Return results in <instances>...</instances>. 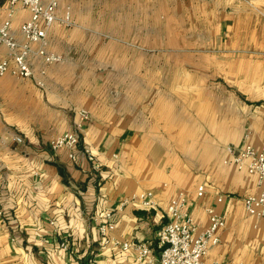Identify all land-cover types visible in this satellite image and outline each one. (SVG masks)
I'll return each instance as SVG.
<instances>
[{"label":"crops","instance_id":"crops-1","mask_svg":"<svg viewBox=\"0 0 264 264\" xmlns=\"http://www.w3.org/2000/svg\"><path fill=\"white\" fill-rule=\"evenodd\" d=\"M56 1V16L68 12L72 23L47 30L45 49L60 62L28 56L34 78L0 77V264H147L112 243L145 242L157 259L178 192L198 231L207 209L224 221L206 264H264V219L242 204L259 192L257 178L224 163L245 139L264 145V0H178L201 17L194 39L177 40L155 35L153 0ZM139 11L146 20L136 25ZM28 18L16 9L18 43ZM10 55L0 44V61ZM66 132L78 136L74 160L48 147ZM145 191L155 209L121 206ZM103 212L115 223L107 242L97 230Z\"/></svg>","mask_w":264,"mask_h":264},{"label":"built area","instance_id":"built-area-1","mask_svg":"<svg viewBox=\"0 0 264 264\" xmlns=\"http://www.w3.org/2000/svg\"><path fill=\"white\" fill-rule=\"evenodd\" d=\"M0 6L4 7L5 17L0 20V44L5 46L10 55V60L0 61V77L10 75L20 79L34 78V74L27 63L28 56L40 58L45 65H51L60 62L61 58L53 53H49L46 47L47 30L55 22L64 25H70L69 13L66 12L62 18L57 17L55 10L57 1L50 0L46 4L43 0H0ZM19 6L29 13V18L24 21L20 27L22 43H18L11 33L12 20L16 13V7ZM31 44H37L38 48L32 51ZM43 74V72H41ZM38 87H43L41 80H36ZM83 118L87 114L80 111ZM14 141L20 143L21 139L15 137ZM78 136L74 132H66L62 135L51 139L48 147L51 151L67 149L68 157L74 160V150L78 145ZM228 152L232 153L233 149L229 148ZM87 159L93 162V157L89 150H84ZM233 165L236 171H244L249 175H255L257 178V187L259 192L255 195H249L243 199V208L245 213L255 220L264 219V145L255 147L248 139L242 143L236 151V156L225 161ZM96 169V166H94ZM204 188L202 185L196 189V196L200 198L203 195ZM135 203L142 208H156V202L153 200L151 192L145 191L130 198L123 199L121 206ZM187 196L183 192H178L175 198L170 200L166 207L168 217L157 233V242L160 249L158 258L155 259L152 248L145 242L139 241L134 244L128 242L112 243V246L120 251H126L133 248L139 260L151 264H206L204 258L207 256L212 247L218 242L217 232L224 227V221L212 209H207L209 223L206 228L198 231V226L191 219L187 211ZM0 212V218H2ZM100 221L97 223V230L103 241L107 242L109 233L114 229L113 214L103 212L99 214ZM61 249L65 250L67 244H60ZM217 264V263H211Z\"/></svg>","mask_w":264,"mask_h":264},{"label":"rangeland","instance_id":"rangeland-1","mask_svg":"<svg viewBox=\"0 0 264 264\" xmlns=\"http://www.w3.org/2000/svg\"><path fill=\"white\" fill-rule=\"evenodd\" d=\"M49 1L50 0H48V2ZM168 1L170 6L167 7V5L163 3L165 2L164 0H153L154 13L152 22L155 35H158L160 38L168 36L171 40H177L180 34L183 37L194 39V32H200L196 23H198L199 18L201 17L199 12H194V3L192 2L191 6H189L191 10L189 12H185L184 7L179 4L178 0ZM243 1L245 2L247 0ZM253 7L251 6L252 9ZM16 8L21 9L19 6ZM121 15L128 17L129 13L122 12ZM133 16V22H135L136 25H138L142 20H146V14L140 11L137 14H133ZM62 17L60 16V18ZM105 18L110 20V18H113V14L107 12L105 13ZM126 24H129V21L123 23L125 26ZM71 25L72 23H70L69 26ZM166 33L167 35L165 36ZM245 136L248 137L249 133H246Z\"/></svg>","mask_w":264,"mask_h":264}]
</instances>
